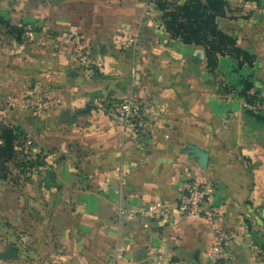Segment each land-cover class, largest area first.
I'll return each mask as SVG.
<instances>
[{"label": "crops", "instance_id": "1", "mask_svg": "<svg viewBox=\"0 0 264 264\" xmlns=\"http://www.w3.org/2000/svg\"><path fill=\"white\" fill-rule=\"evenodd\" d=\"M260 11L258 30L238 45L256 55L248 93L264 96ZM159 13L152 0H0V16L25 28L18 41L0 25V108L17 112L27 156L43 162L30 180L18 170L0 180V223L26 246L0 264H209L217 243L227 264H262L264 120L244 109L236 60L219 56L208 71L202 47L171 38ZM41 93L39 114L23 97ZM129 95L151 107L136 135L105 110ZM86 103L95 107L76 114ZM64 110L74 121H62ZM189 181L204 185L214 220L118 215L151 201L173 208ZM1 227L8 240L11 227Z\"/></svg>", "mask_w": 264, "mask_h": 264}, {"label": "trees", "instance_id": "2", "mask_svg": "<svg viewBox=\"0 0 264 264\" xmlns=\"http://www.w3.org/2000/svg\"><path fill=\"white\" fill-rule=\"evenodd\" d=\"M242 1L254 2L257 5L261 3V0ZM155 5L162 14L161 26L171 38L202 47L208 71L213 72L216 68L219 56L233 57L236 60V68L253 65L254 56L239 47L234 37L217 26L216 18L224 17L227 12L225 0H157ZM0 25L5 28L7 34L18 41L21 40L24 25L10 24L1 16ZM238 85L242 87L240 92L247 102L252 101L254 97L248 94L252 87L249 80H239ZM259 118L264 120L263 116ZM26 137V132L21 126L0 123V180L12 175V166L27 178L32 168L43 164L39 155L35 159H30L19 149ZM259 247L264 248V242L260 243Z\"/></svg>", "mask_w": 264, "mask_h": 264}, {"label": "built area", "instance_id": "3", "mask_svg": "<svg viewBox=\"0 0 264 264\" xmlns=\"http://www.w3.org/2000/svg\"><path fill=\"white\" fill-rule=\"evenodd\" d=\"M30 28L27 27L26 31ZM130 42H134V38H129ZM81 64L88 65L87 59L78 57ZM26 105L36 113H43L47 104L40 94H28L24 98ZM252 108L251 106H248ZM106 112L111 120H113L122 131L129 135L141 133L149 125L148 114L151 107L135 95L112 100L107 103ZM261 112H264V102L259 106ZM190 215L195 217H203L207 221L214 220L218 214V209L208 206L206 202V190L203 184L196 181H189L180 189L174 201V207L163 201H151L144 207L138 209H125L120 207L118 215H128L131 217H142L145 219H170L173 214ZM264 253V248L258 250ZM225 250L220 243L212 247L209 264H227L224 260ZM223 261V262H222Z\"/></svg>", "mask_w": 264, "mask_h": 264}, {"label": "rangeland", "instance_id": "4", "mask_svg": "<svg viewBox=\"0 0 264 264\" xmlns=\"http://www.w3.org/2000/svg\"><path fill=\"white\" fill-rule=\"evenodd\" d=\"M152 1L155 4V1H157V0H152ZM163 1H172V0H163ZM225 1L227 3V14L225 15L226 19L222 20L219 17L216 18V20L218 22H224L225 21V23H224V25L223 24L219 25L220 23L219 24L217 23V26L223 32H225L228 35L234 37L235 40H236V43L238 45V43L241 40L247 41L248 37L252 36V32L254 33V32H256L258 30V26L257 25L260 23L261 19L259 20L257 18L255 12H256V10L258 11L259 9H261L260 13H264V5L262 3H260L258 5L256 4L255 9L248 10V9H244L243 6L240 5L242 3H245L242 0H225ZM247 2H250V1H247ZM253 12H254V14H253ZM246 13H248V14H246ZM161 15L162 14L160 12L159 15H158L159 19L161 18ZM250 16H252L251 23L253 25L250 26L251 28L250 27L246 28V25H245L246 22L245 21ZM160 21H161V19H160ZM252 42H253L254 45H256V38H254L252 40ZM250 54H252L254 56V59H255L256 55L254 53H252V52H250ZM244 66H245V68H243L244 71L242 69L239 70L238 68H235V67H233V71L240 72V73L243 72L241 74L242 75L241 79H239V80H242V81L246 80L247 81V79H248L249 82L252 84V81H253L254 77L252 76V74H249L248 72L246 74L245 72L247 70L248 71H252L251 67L253 65L251 67L247 66V65H244ZM240 91H239V95L242 97V100L244 101V109H245V111L247 113H251L250 115H254V117L257 118V119H260L259 118L260 116L264 117V112H261V110L259 108V106H261L263 104V102H264V96H262L261 94H259L256 91L254 93H248L249 95H251L254 98L252 99V101L247 102V100L241 95ZM40 95L45 99L46 104H47L46 97L42 93ZM24 98L25 97H23V100H24ZM248 106H251L252 108H250ZM5 110L0 108V116L3 119H5V121L0 119V123H8V124H13L14 125V123L12 121H14V119L16 118V113L17 112L15 110H13V107H11L9 110H7V109H5ZM26 139L23 142V145L20 146L21 148H19V149H21V151L25 155H28V152H29L30 149H29V143L26 142ZM32 169H35V168H32ZM32 169L30 170L31 173H29V176L26 178L27 180H30L31 176H33V174H34L33 173L34 170H32ZM14 170H16V168H14L12 166V171H14ZM1 226H3V228H5V227L8 228V226L11 227L9 229L10 233H9L8 240H7V237H6V239L3 238L4 237V230L1 229L2 228ZM8 226L4 222H3V224L0 223V236L2 237V240L9 241L8 244L12 245L14 248H16V250L18 249L19 251H21L23 248L26 247V246H23V244H25V242H24V240H23V238L21 236V234L23 232H21L20 230H17V229L13 230V228H16V227L11 226V224H9ZM25 230L28 231L27 229H25ZM257 247H258V250L261 249L259 246H257ZM257 255L259 257V260L262 262V264H264V253L257 251Z\"/></svg>", "mask_w": 264, "mask_h": 264}, {"label": "water", "instance_id": "5", "mask_svg": "<svg viewBox=\"0 0 264 264\" xmlns=\"http://www.w3.org/2000/svg\"><path fill=\"white\" fill-rule=\"evenodd\" d=\"M95 106L91 103H86L83 108H80L77 110L76 114L82 115L85 113H88L91 109H93ZM62 121L63 122H72L74 121V117H72L68 110H64L61 114ZM203 153V152H202ZM206 159L205 154H201L200 160ZM17 257V253L15 248L10 245L6 244L4 249L0 251V260H6V259H13ZM191 264V263H189Z\"/></svg>", "mask_w": 264, "mask_h": 264}]
</instances>
